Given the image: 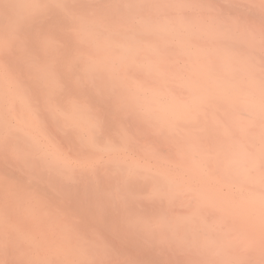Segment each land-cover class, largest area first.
Listing matches in <instances>:
<instances>
[{"label":"clouds","instance_id":"9594fccd","mask_svg":"<svg viewBox=\"0 0 264 264\" xmlns=\"http://www.w3.org/2000/svg\"><path fill=\"white\" fill-rule=\"evenodd\" d=\"M0 264H264V0H0Z\"/></svg>","mask_w":264,"mask_h":264}]
</instances>
